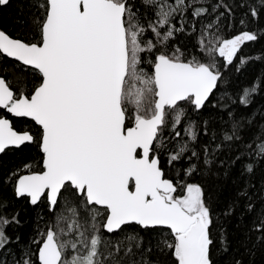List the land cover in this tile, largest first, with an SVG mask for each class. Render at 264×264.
I'll return each mask as SVG.
<instances>
[{
  "label": "snow or ice",
  "instance_id": "6c2138e0",
  "mask_svg": "<svg viewBox=\"0 0 264 264\" xmlns=\"http://www.w3.org/2000/svg\"><path fill=\"white\" fill-rule=\"evenodd\" d=\"M261 39L264 0H22L0 264H264V75L226 76Z\"/></svg>",
  "mask_w": 264,
  "mask_h": 264
},
{
  "label": "trees",
  "instance_id": "16d2710c",
  "mask_svg": "<svg viewBox=\"0 0 264 264\" xmlns=\"http://www.w3.org/2000/svg\"><path fill=\"white\" fill-rule=\"evenodd\" d=\"M22 0H11L9 7H0V27L11 28L19 13V6ZM241 54L246 56H256L257 54H264V39L258 42H248L246 46L242 47ZM239 55V54H238ZM238 62V61H237ZM264 75V60L249 61L245 65L240 66V70L236 71L234 67L226 72V76L229 78V91H239L245 86L253 84L257 76ZM24 154H9L7 156L0 154V161L7 164L8 167H12L14 164L19 163ZM2 171V169H0ZM33 217V213L29 212V218Z\"/></svg>",
  "mask_w": 264,
  "mask_h": 264
}]
</instances>
